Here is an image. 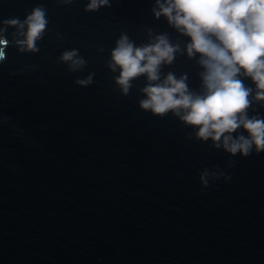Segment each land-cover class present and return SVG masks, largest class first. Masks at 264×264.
<instances>
[{
	"label": "water",
	"instance_id": "obj_1",
	"mask_svg": "<svg viewBox=\"0 0 264 264\" xmlns=\"http://www.w3.org/2000/svg\"><path fill=\"white\" fill-rule=\"evenodd\" d=\"M0 0V264H264V151L230 152L198 136L199 126L141 107L143 89L169 73L193 95L206 88L191 37L161 14L157 0ZM167 6V0H160ZM40 7L48 21L30 51L17 43ZM155 9V11H154ZM135 47L165 36L177 47L124 94L110 67L122 36ZM76 50L75 71L61 59ZM91 82L86 85L78 80ZM249 88V119L264 99ZM243 135L241 125L231 133Z\"/></svg>",
	"mask_w": 264,
	"mask_h": 264
},
{
	"label": "clouds",
	"instance_id": "obj_2",
	"mask_svg": "<svg viewBox=\"0 0 264 264\" xmlns=\"http://www.w3.org/2000/svg\"><path fill=\"white\" fill-rule=\"evenodd\" d=\"M108 3L109 0H91L87 8L97 10ZM157 3L160 11H156V16L166 15L170 23L191 37L187 46L189 56L201 54L200 63L206 69L202 73L206 92L193 95L185 83L186 77L177 79L169 73L163 83H149L143 89L147 98L140 101L141 107L160 115L169 111L180 115L183 110L181 119L199 126V137L219 141L228 133L224 137L225 147L232 153L242 151L248 155L253 144L257 151H264V119L247 118L251 90L238 78L243 69L258 89L264 90V0H167V6L160 0ZM4 23L20 29L26 25L27 31L22 33L25 38L17 43L22 50L37 51L35 43L42 37L48 21L45 11L37 7L23 22L11 19ZM3 31L0 29V33ZM8 43L0 35V61L6 58L4 47ZM175 51L177 47L165 36L158 37L155 44L135 47L125 35L112 52L110 67L113 71L120 67L117 83L127 94L131 81L142 74H147L149 81H158L159 66L162 62L171 63ZM61 59L70 62L72 71L85 64L76 50L65 52ZM90 82L91 77L77 81L81 85ZM257 98L264 99V91L258 92ZM241 125L250 138L241 135L229 145L231 133Z\"/></svg>",
	"mask_w": 264,
	"mask_h": 264
}]
</instances>
